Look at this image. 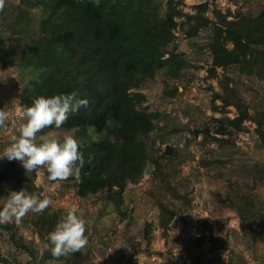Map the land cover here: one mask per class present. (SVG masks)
I'll use <instances>...</instances> for the list:
<instances>
[{
	"label": "trees",
	"instance_id": "obj_1",
	"mask_svg": "<svg viewBox=\"0 0 264 264\" xmlns=\"http://www.w3.org/2000/svg\"><path fill=\"white\" fill-rule=\"evenodd\" d=\"M19 1L15 23L21 25L25 21L21 31L27 32L14 45L21 50L26 61V72L21 82V105L25 108L37 95L50 96L73 90L89 100L86 108L81 107L76 114H70L59 127L75 130L82 139L79 150L85 157V164L78 175L70 176L68 180H74L73 187L78 196L97 197L103 206L99 213L115 212L122 220L131 216L126 202L128 183H137L147 174L158 181L168 182L171 174L166 171L167 166L178 153L176 146L172 145L166 146L160 154L155 153V141L158 139L161 144H166L171 134L176 132V127L161 125L160 115L163 114L143 107L146 95L139 90L143 83L155 79L159 72L171 79L180 77L183 60L174 42L179 39L175 35L179 26L176 18L187 16L191 24L186 32L190 37L203 26L215 23L210 44V77H218L219 67L225 70L233 64H240L243 70L252 72L259 60L263 58L264 61L260 56L264 40V9L258 16L239 14L233 19H229L231 12L216 9L214 21L205 15V4H199L195 14L184 12L179 8L183 0H167L165 12L162 11V0ZM24 5L36 6L40 15L30 20V13L22 8ZM229 43L232 47L228 46ZM231 82L229 76L219 80L222 92H216L213 100L220 99L222 104H214L213 108L226 113V108L234 105L237 115L233 118L227 115L212 117L214 133L209 126L197 127L193 131L194 137L203 134L204 142L210 139L222 144L228 141L226 136L243 131L246 120L256 121L237 104L236 89L230 86ZM166 93L176 95L177 89ZM90 126L95 127L96 137L87 133ZM257 131L264 136L261 125ZM89 155L92 156L91 164L87 162ZM146 162L150 164L147 170ZM41 168L25 172L19 161L0 160V197L9 189L22 186L43 197L42 187L35 183L37 171ZM232 177L235 181L229 184L228 189L235 192L229 190L231 194L225 197V201L239 215L242 236L256 239L261 234L257 232L255 221L244 213L240 201L244 193L241 185L247 179L238 173ZM157 204V224L166 237L180 210L163 200ZM66 212L55 210L50 204L43 212L35 213L32 227L43 241H47V234ZM205 222L207 226L208 220ZM0 228L10 233V241L19 250L29 252L32 258L37 259V252L29 246V240L19 235L15 222L0 224ZM152 228V223L147 222L144 233L149 241ZM207 231H210L209 239L212 249H215L216 239L210 227L198 230V244L201 246L205 242ZM89 259L87 246L59 257L52 256L48 246L37 264H45L48 260L62 264H90ZM0 260L8 264L1 254ZM167 264L175 263L169 260ZM220 264L226 263L220 260Z\"/></svg>",
	"mask_w": 264,
	"mask_h": 264
},
{
	"label": "rangeland",
	"instance_id": "obj_2",
	"mask_svg": "<svg viewBox=\"0 0 264 264\" xmlns=\"http://www.w3.org/2000/svg\"><path fill=\"white\" fill-rule=\"evenodd\" d=\"M162 1V11L165 12L167 0ZM199 4L206 5L205 15L214 21L216 9L231 12L229 19L239 14L258 16L264 9V0H183L179 8L195 14ZM19 5V0H4V7L0 9V108L7 110L10 117L7 128H0V150L8 145L13 125L18 126L23 119L24 107L20 97L26 61L21 50L14 45L27 32L21 31L25 21L21 25L15 23ZM22 8L28 10L30 20L40 15V10L34 5ZM176 20L179 26L175 35L179 39L174 42L183 60L180 77L171 79L159 72L155 79L143 83L139 89L146 95L143 107L163 114L160 115L161 125L176 127V132L171 134L166 144L157 139L154 148L157 154L168 145L177 148L176 157L166 169L171 174L168 178L171 183L158 181L151 174L137 183H128L126 202L131 216L124 220L115 212L99 213L103 206L97 197L78 196L73 187L74 180H68L69 177L58 183L49 181L46 170L41 168L37 171L35 183L42 187V195L51 200L53 209L67 211L69 207H75L79 210L85 221L90 264H167L169 260L175 264H220V260L226 264H264V136L257 131L260 125L264 129V40L261 44L262 59L254 65L252 72L243 70L240 64H233L225 70L219 67L218 77H210V44L215 23L203 26L190 37L186 32L191 24L187 16H179ZM228 46L232 47V44ZM223 76L232 78L230 86L236 89L237 104L256 121L246 120L245 129L226 136L229 139L222 144L210 139L204 142L203 134L193 136L197 127L209 126L214 133L212 117L227 115L233 118L238 113L234 105L228 106L226 113L213 108L214 104H222L220 99L214 102L213 96L222 92L219 80ZM174 89H177L176 95L166 93ZM69 133L82 142L76 131L71 129L44 128L38 135L63 137ZM233 170L247 179L241 185L244 193L240 201L244 213L255 221L257 232L261 234L256 239L242 236L239 215L225 201V197L234 191L228 189L229 184L235 181ZM6 197L7 193L1 196L0 203ZM162 200L180 210L166 237L157 224V203ZM34 216L35 213L29 211L19 222H10H15L19 235L31 242L29 246L37 252V259L32 258L29 252L19 250L10 241V233L0 228V254L8 264H37L41 261L48 242L43 241L32 227ZM147 222L153 225L150 241L144 233ZM209 227L216 239L215 249H212L209 239L210 231L206 232L207 238L201 246L197 241L198 230H208ZM0 264L7 263L0 260ZM45 264L62 263L48 260Z\"/></svg>",
	"mask_w": 264,
	"mask_h": 264
},
{
	"label": "clouds",
	"instance_id": "obj_3",
	"mask_svg": "<svg viewBox=\"0 0 264 264\" xmlns=\"http://www.w3.org/2000/svg\"><path fill=\"white\" fill-rule=\"evenodd\" d=\"M3 7L4 0H0V9ZM88 104L89 100L81 97L75 90L50 96H35L24 108L22 122L18 126L13 125L14 131L9 137L8 145L0 150V160L19 161L25 172H33L43 167L47 172V179L57 183L78 175L85 164V157L79 150L80 142L74 134L56 137L38 133L49 126L59 128L70 114H76L81 107L86 108ZM9 120L8 111L0 108V128H7ZM95 131L94 126L87 129L90 136ZM87 162L91 164V155ZM149 167L150 164L146 162L145 170ZM50 203L47 196L29 192L25 186L9 189L6 199L0 203V224L13 220L19 222L29 211L43 212ZM85 231V221L79 210L69 207L47 234L52 256L59 257L83 249L88 243Z\"/></svg>",
	"mask_w": 264,
	"mask_h": 264
},
{
	"label": "built area",
	"instance_id": "obj_4",
	"mask_svg": "<svg viewBox=\"0 0 264 264\" xmlns=\"http://www.w3.org/2000/svg\"><path fill=\"white\" fill-rule=\"evenodd\" d=\"M176 33V32H175Z\"/></svg>",
	"mask_w": 264,
	"mask_h": 264
}]
</instances>
